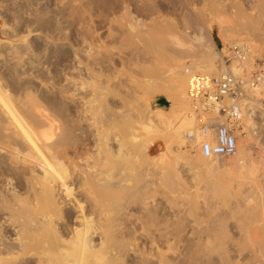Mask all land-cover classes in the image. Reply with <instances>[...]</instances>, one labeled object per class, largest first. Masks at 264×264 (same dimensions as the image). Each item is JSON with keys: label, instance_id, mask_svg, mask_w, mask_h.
<instances>
[{"label": "bare ground", "instance_id": "bare-ground-1", "mask_svg": "<svg viewBox=\"0 0 264 264\" xmlns=\"http://www.w3.org/2000/svg\"><path fill=\"white\" fill-rule=\"evenodd\" d=\"M9 3L0 264H264V159L249 152L250 141L264 147V72L253 57L264 0ZM222 18L220 50L212 30ZM205 21V32L183 33ZM133 62L145 78L129 85ZM228 73L240 93L222 105L240 118L189 93L194 76ZM158 94L168 108L151 107ZM220 125L240 138L233 157L202 153Z\"/></svg>", "mask_w": 264, "mask_h": 264}, {"label": "built area", "instance_id": "built-area-1", "mask_svg": "<svg viewBox=\"0 0 264 264\" xmlns=\"http://www.w3.org/2000/svg\"><path fill=\"white\" fill-rule=\"evenodd\" d=\"M189 93L194 98H200L207 104L217 106L228 118H240L238 107L231 105L228 108L222 105V101L228 96H238L239 85L231 74L220 75H196L190 81ZM192 135L189 134V137ZM237 136L233 129L227 125L216 128L213 141H203L202 153L207 157H229L237 152Z\"/></svg>", "mask_w": 264, "mask_h": 264}, {"label": "rangeland", "instance_id": "rangeland-1", "mask_svg": "<svg viewBox=\"0 0 264 264\" xmlns=\"http://www.w3.org/2000/svg\"><path fill=\"white\" fill-rule=\"evenodd\" d=\"M7 1H9V0H0V6H2V7H0V31H2V30H5V29H7L9 26L8 25H11V24H13V22L12 21H14L13 19H14V17H12L13 16V9H11V7H13V4L12 3H9V2H13L14 0H10L9 2H7ZM23 1V0H22ZM2 3V4H1ZM4 3V4H3ZM8 5V6H7ZM11 6V7H10ZM2 8V9H1ZM4 10V11H3ZM2 11V12H1ZM10 12H12V13H10ZM155 15L156 14H153V15H151V18L152 17H154L155 18ZM8 17V18H6V17ZM157 16H158V14H157ZM156 16V17H157ZM5 17V18H4ZM147 17V16H146ZM143 18L142 16H140V18H142V19H146V20H144V21H146V22H149V21H151L152 19L150 18V17H148V18ZM4 18V19H3ZM11 18H13V19H11ZM151 19V20H150ZM5 21V22H4ZM12 22V23H11ZM218 22H220V23H218ZM229 22H230V19L229 18H222V20L221 19H217V23L215 24V26H214V28H213V30H212V36H213V40L216 42V44H217V46L219 47V49L220 50H222L224 47H225V45H224V42H223V38H222V36H221V34L220 33H218L219 31H220V27L221 28H224V27H226L228 24H229ZM5 23V24H4ZM6 23H10V24H6ZM201 25H199L198 26V29L196 30V31H194L196 28H191V29H187V30H183V33L184 34H187V37L189 38H191L192 36H194L195 35V33H200V32H205L206 31V26H207V23H206V21L203 23V22H201L200 23ZM217 24H219V26L217 25ZM5 25V26H4ZM4 26V27H3ZM7 26V27H6ZM200 27V28H199ZM205 27V28H204ZM203 28V29H202ZM200 29H201V31H200ZM191 30H193V31H191ZM182 32V31H181ZM198 33V34H199ZM220 34V35H219ZM222 39H221V38ZM263 37H261V39H262ZM263 40V39H262ZM256 44L257 45H255L254 47H255V53L253 54V57H254V64H255V66L256 67H261L260 69L262 70V72H264V55L262 56V54H264V42L262 43V41L260 42V40H258L257 42H256ZM234 51V48H231V51ZM230 52V51H229ZM229 55V54H228ZM228 55H225V60L228 62V63H230V56H228ZM134 64H132V65H129L128 64V66L126 67L127 68V70H129V72L130 73H128V71L126 70L125 72L127 73H125L124 75H122V78H126V76L128 75V76H130V77H127L125 80L127 81H125L127 84H129V85H135L136 83H133L132 81H130V79L132 78L133 79V77H135L134 79H139V80H142V79H144L145 78V76L144 75H142L141 73H139V71H140V69L143 67V64L141 63L140 64V66H138L139 65V63L137 64V62H133ZM136 63V64H135ZM117 66H119V64L118 65H116V67ZM123 67V66H119V70L121 69V68ZM118 68V67H117ZM124 68V67H123ZM126 68H124V70L126 69ZM130 69H132L131 71H130ZM136 69H139L137 72H136ZM219 73H221V72H219ZM259 72H257L256 74H258ZM216 74V73H215ZM218 74V73H217ZM126 75V76H125ZM123 76H125V77H123ZM133 76V77H132ZM129 79V80H128ZM131 79V80H132ZM129 82V83H128ZM63 83H65V82H63ZM142 90V89H141ZM140 89H139V91H141ZM78 92V91H77ZM142 92V91H141ZM245 96H247V93H246V95ZM262 101H263V103H264V98L262 99ZM150 104H151V107L153 108V109H166V108H168L169 106H170V102L168 101V99L166 98V96L165 95H163V94H158V95H156V96H154V97H152L151 98V102H150ZM263 123H264V121H262ZM262 126H264V124H261ZM260 130H263L264 131V127L263 128H261ZM246 134V133H245ZM264 135V132H263V134L261 135V137L260 138H262V136ZM237 137H238V135H237ZM159 140H161L162 141V143L160 144H158L157 146H155V147H153V149H152V152H153V155H157V154H159L160 153V149L162 148V146H164V144H163V141H164V138H162V139H159ZM261 140V139H260ZM158 141V140H157ZM238 141H240V138L238 137V139H237V143H238ZM258 143H256V142H253V141H250V143H249V152H250V154H251V156H253L254 158H256V157H258V158H256V159H259L260 160V158H259V156H261V160L263 161V159H264V157H263V151H264V147L263 146H261V147H259V145H257ZM238 145V144H237ZM263 147V148H262ZM259 149V150H258ZM263 150V151H262ZM258 151H259V155H258ZM260 151H262V152H260ZM235 156V155H234ZM231 157H233V156H231ZM186 167V168H185ZM188 166H184V176H185V178L186 179H190L191 177H192V170L190 171L189 170V167L187 168ZM221 171V172H220ZM219 171V173H222V170H220ZM225 171V170H224ZM237 171H239L238 169H234L233 170V172H232V175H235L234 174V172H236V173H238L239 174V172H237ZM226 172V171H225ZM230 172V173H231ZM191 175H190V174ZM227 174H229V172L227 171L226 172ZM190 176H189V175ZM226 175V174H225ZM237 175V174H236ZM189 176V177H188ZM259 179H263V176H261ZM248 185H246V187H247ZM245 188V187H244ZM243 188V189H244Z\"/></svg>", "mask_w": 264, "mask_h": 264}, {"label": "trees", "instance_id": "trees-1", "mask_svg": "<svg viewBox=\"0 0 264 264\" xmlns=\"http://www.w3.org/2000/svg\"><path fill=\"white\" fill-rule=\"evenodd\" d=\"M159 143L161 144V143H162V141H161V140H158V141H156V143H155V145H154V146H157Z\"/></svg>", "mask_w": 264, "mask_h": 264}, {"label": "crops", "instance_id": "crops-1", "mask_svg": "<svg viewBox=\"0 0 264 264\" xmlns=\"http://www.w3.org/2000/svg\"><path fill=\"white\" fill-rule=\"evenodd\" d=\"M154 145H155V144H154ZM154 145L152 146V149H153V147H155Z\"/></svg>", "mask_w": 264, "mask_h": 264}]
</instances>
